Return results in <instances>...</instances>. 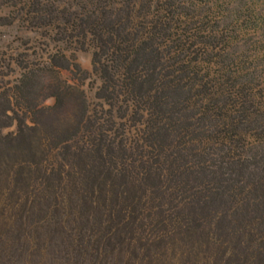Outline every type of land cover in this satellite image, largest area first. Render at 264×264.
<instances>
[{
	"label": "rangeland",
	"instance_id": "1",
	"mask_svg": "<svg viewBox=\"0 0 264 264\" xmlns=\"http://www.w3.org/2000/svg\"><path fill=\"white\" fill-rule=\"evenodd\" d=\"M0 264H264V0H0Z\"/></svg>",
	"mask_w": 264,
	"mask_h": 264
}]
</instances>
